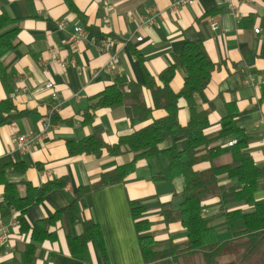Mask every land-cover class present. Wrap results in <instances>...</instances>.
I'll return each mask as SVG.
<instances>
[{"label": "crops", "instance_id": "0c3cea01", "mask_svg": "<svg viewBox=\"0 0 264 264\" xmlns=\"http://www.w3.org/2000/svg\"><path fill=\"white\" fill-rule=\"evenodd\" d=\"M173 1L0 0V11L15 19L6 28H18L13 45L0 53V101L11 99L23 111L0 126L4 179L16 183L18 194L24 196L27 182L39 186L68 178L66 186L49 190L42 201L30 205L23 214L14 209L8 214L0 211V264H25V248L31 241L28 229L50 217L55 209L70 205L78 186L95 181L101 172L125 164L133 156L128 152L111 156L105 150L99 156L69 155L67 140L78 142L88 135H99L113 144L120 136L164 115L163 110H153L151 117L141 122L131 120L126 108L119 106L97 109L93 119L85 123L83 114L91 98L116 76L143 84L145 72L157 77L172 64L175 73L170 87L178 91L186 75L179 59L182 46L199 32L204 35V50L215 65L208 85L196 96L198 110H208L203 132L216 134L228 112H239L238 124L249 137L248 152L255 165L264 169V0H193L175 9L171 8ZM231 7L236 8L235 13ZM148 17L152 22L145 21ZM210 18L218 22L215 31L209 27ZM76 27L84 31L77 41L71 40ZM139 36L141 40L136 39ZM107 38L113 39L112 45H105ZM112 55L117 56L118 64L109 69ZM144 96L150 105L146 90ZM178 105V121L186 125L190 117L186 101L180 98ZM45 117L50 119L47 126L43 124ZM22 135L34 137L29 150L18 148L17 137ZM184 138H168L159 148L173 146L179 150ZM231 139L235 138L219 139L212 145L229 146ZM229 160V154L224 153L216 163ZM14 163L24 169L19 171ZM168 163L166 155L138 160L122 182L86 195V208L77 206L74 230L81 232L83 218L99 224L106 264H176L168 257L143 262L129 207V201H138L145 208L140 217L153 222L156 240L185 238L178 222L166 227L161 223V210L176 209L184 187L181 175L171 180L152 178ZM208 165L203 162L195 167L204 169ZM221 183L233 181L222 175ZM254 196L264 198V178ZM3 198L4 186L0 183V201ZM217 201L216 197L206 200L203 215L216 225L217 236L224 241L231 235L222 224ZM65 233L60 228L55 240L36 242L32 264H84L70 254ZM88 250L92 264H104L96 239L88 243Z\"/></svg>", "mask_w": 264, "mask_h": 264}, {"label": "trees", "instance_id": "16d2710c", "mask_svg": "<svg viewBox=\"0 0 264 264\" xmlns=\"http://www.w3.org/2000/svg\"><path fill=\"white\" fill-rule=\"evenodd\" d=\"M15 19L0 11V53L13 45L18 28L10 27ZM6 28V29H5ZM204 35L200 32L194 40L184 42L179 55L186 75L183 85L178 91L170 87L175 73L172 64L162 70L157 77L145 72L144 83L125 82L120 77L91 98V103L83 114V122H90L97 109L124 106L128 117L144 122L153 110H163L164 115L153 118L149 123L133 133L120 136L116 143L108 144L99 135H88L81 141L67 140L69 155L93 154L99 156L103 150L116 156L125 152L132 153V159L122 165L101 172L99 177L86 185L78 186L73 192L72 203L64 208L55 209L47 218L41 219L28 229L31 241L25 248V264H32L36 250V242L55 240L57 229L65 230V239L72 256L92 264L88 243L98 241L104 264L107 255L103 246L99 224L91 218H83L81 232L74 230L77 221V206L86 208L84 197L105 186L122 182L135 169L138 160H149L151 157L166 155L169 163L159 172L152 175L154 180H171L176 176L184 178L181 201L176 209H163L160 212L161 223L168 226L178 222L185 230V238L174 241L168 236L156 240L149 228L153 222L141 218L145 208L138 201H129L142 259L150 263L162 258H171L176 264H264V198L255 199V192L264 178V169L257 166L247 144L249 137L244 135L238 124L239 112H228L221 120V127L214 135L204 134L208 124V110H198L196 96L209 83L214 63L206 54L203 46ZM144 90L151 99L148 105ZM183 98L188 106L190 117L186 125L178 121V100ZM23 111L16 108L11 99L0 101V126L20 116ZM52 115V121L55 120ZM176 135H184L181 148L171 146L159 148V144ZM233 137L236 143L221 147L212 145L219 139ZM209 147V148H208ZM174 154L172 152L174 151ZM227 153L230 160L216 163V159ZM203 162L209 165L204 169L195 166ZM19 171L24 169L14 163ZM4 165H0V183L4 186V198L0 201V211L8 214L11 209L24 213L32 204H36L45 194L56 188H63L68 183L67 177L47 181L39 186L27 182L26 193L20 196L16 183L4 179ZM233 183H221V176ZM218 198L217 206L222 224L228 228L230 239L219 240L216 225L203 215L207 207L206 200ZM245 206V208H242ZM23 228V224L20 226ZM54 227L55 229H51ZM223 256H231L221 261ZM198 258V261L195 260Z\"/></svg>", "mask_w": 264, "mask_h": 264}, {"label": "built area", "instance_id": "2783aa9c", "mask_svg": "<svg viewBox=\"0 0 264 264\" xmlns=\"http://www.w3.org/2000/svg\"><path fill=\"white\" fill-rule=\"evenodd\" d=\"M193 0H174L171 4V8H177L181 5H184L186 3H191ZM232 11L235 13L236 12V8L235 7H231ZM147 23L152 22V17H148L145 20ZM209 27L211 30L215 31L218 28V22L214 19V18H210L209 19ZM255 32H259V29H254ZM84 35V31L81 27H76L75 28V33L73 35H71V40H75L77 41L79 38H81ZM137 40H141L142 37H137ZM105 45L106 46H110L113 43V39L112 38H107L105 40ZM118 64V58L116 55H112L110 58V61L108 63V68L112 69V67H116ZM48 86H51L52 83H47ZM49 121L50 119L48 117H45L43 119V124L44 126L49 125ZM17 141H18V148L22 149V150H29L30 147L32 146L33 142H34V137L33 136H18L17 137ZM236 143V139H231L227 142L228 145H233Z\"/></svg>", "mask_w": 264, "mask_h": 264}, {"label": "rangeland", "instance_id": "374dc122", "mask_svg": "<svg viewBox=\"0 0 264 264\" xmlns=\"http://www.w3.org/2000/svg\"><path fill=\"white\" fill-rule=\"evenodd\" d=\"M150 232L154 234V238H155V228H154V224L152 223V225L149 228ZM231 256H223L220 258V260L223 261H227ZM196 261H198V258H195Z\"/></svg>", "mask_w": 264, "mask_h": 264}]
</instances>
